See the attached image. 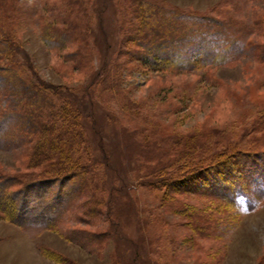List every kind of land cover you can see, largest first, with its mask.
<instances>
[{
    "label": "rangeland",
    "instance_id": "obj_1",
    "mask_svg": "<svg viewBox=\"0 0 264 264\" xmlns=\"http://www.w3.org/2000/svg\"><path fill=\"white\" fill-rule=\"evenodd\" d=\"M139 1L0 0V41L12 48L0 74L14 70L56 112L72 111L73 157L86 170L45 196V223L22 226L0 208V264H264V197L229 206L216 184L223 178L201 169L221 152L264 151L252 130L264 120V24L224 67L191 69L176 64L179 54L163 69L149 67L132 42ZM142 1L184 33L186 60L196 16L264 18V0ZM35 146L0 144L2 182L17 184L0 188V198L43 172L33 167ZM227 155L221 167L235 168ZM236 173L254 199L257 189Z\"/></svg>",
    "mask_w": 264,
    "mask_h": 264
},
{
    "label": "trees",
    "instance_id": "obj_2",
    "mask_svg": "<svg viewBox=\"0 0 264 264\" xmlns=\"http://www.w3.org/2000/svg\"><path fill=\"white\" fill-rule=\"evenodd\" d=\"M136 4L137 8L133 13L140 19V24H131L137 32L132 42L150 56L145 58V55H139L143 64L149 67L156 64L163 69L166 64L170 65L169 58L175 57L176 54H179L176 64L181 62V65L190 66L191 69L212 70L224 67L236 61L238 57H243L242 54L247 52V48L251 45H248V40L252 43L258 27L264 24V18L255 19L248 24L235 17L222 20L226 18L196 16L195 33H191V59L186 60L183 57L184 46L179 44L185 37L184 33L176 34L178 31L174 30L172 20L164 18L159 6L149 5L142 0ZM232 27L237 29L231 32ZM259 34L261 36L264 32ZM242 42L243 44H240ZM5 43L0 41V57L12 53L9 42ZM169 46H173L170 51ZM259 46L262 47L259 58L263 63L264 42ZM6 71V75L0 74V97L6 100V107L0 111V144L15 150L27 142H36L35 149L39 155L34 159L33 167L44 166V170L40 176L20 185L19 190L7 192L6 197L0 198V208L4 216L12 217L22 226L45 223L49 214V203L44 199L45 196L49 197V192L55 191L57 183H61L62 180H70L86 172L84 164L73 157L76 143L71 138L79 136L75 129V118L71 110L61 108L59 113L56 112L55 105L47 95L42 94L39 86L20 79L12 69ZM39 104L43 106L40 107ZM32 106H36L37 109L30 110ZM44 112L49 113L45 119L42 118ZM260 125L254 126L252 130L262 134L260 139L264 141V120ZM242 131V136H245L248 128L245 127ZM53 155L58 158H52ZM225 155L234 156L235 168L229 166L222 168L226 165L224 164L226 161L220 160L225 158ZM245 168L246 170L243 171ZM201 169L210 172L215 170L224 179L216 184H220L221 198L226 200L225 203L229 206L230 204L237 206L239 200L243 198L245 207H252L255 205L252 200L259 201L258 199L264 197V151L237 149L227 153L221 152L214 159L210 157L204 162ZM236 171L241 174L242 180L251 182L254 191L257 189V196L254 199L250 189H246L239 178H236L238 174ZM2 178L0 176L1 189L17 185L9 178L2 182ZM79 185H82L81 182ZM44 189L48 193H44ZM7 200L10 203L4 204L3 202ZM30 202L31 204L26 208L25 206ZM21 204L23 207L20 208Z\"/></svg>",
    "mask_w": 264,
    "mask_h": 264
}]
</instances>
